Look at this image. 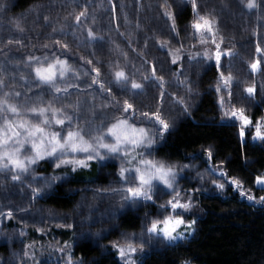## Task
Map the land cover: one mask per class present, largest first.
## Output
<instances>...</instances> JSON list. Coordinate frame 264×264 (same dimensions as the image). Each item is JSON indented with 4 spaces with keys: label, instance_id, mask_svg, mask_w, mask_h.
<instances>
[{
    "label": "trees",
    "instance_id": "trees-1",
    "mask_svg": "<svg viewBox=\"0 0 264 264\" xmlns=\"http://www.w3.org/2000/svg\"><path fill=\"white\" fill-rule=\"evenodd\" d=\"M224 1L197 0L198 10L201 15H215L216 11L215 17L219 24V19L221 21L223 16L217 7ZM228 1L242 12L240 14L234 8L229 10V14L235 15L234 22L247 24L246 21L250 19L248 16L245 19L244 5L247 0ZM4 2L8 7L0 12V79H3L5 86L0 88V96L10 92V102L20 105L31 104L38 97H42L45 103L51 101L58 107L69 104L75 106L78 103L77 111L69 108L68 112L74 116L79 115L81 124L85 119L95 118L97 125L105 115L110 119L113 115L120 114L111 106L115 101L108 95L109 86L112 88V95L121 105L124 99H128L140 112H155L159 108L167 120L163 108L170 106L171 113L168 114L172 119V128L163 139H157L152 156L145 158L165 160L176 164L178 168L190 165L180 172L177 187L181 193L184 190L194 191L198 217L189 239L174 246L158 249L153 247L140 264H264V204L247 199L249 194L255 200L264 196V188L255 184L257 176H264V142L250 141L247 133L245 141H240L239 126L235 122L220 120L214 93L200 94L213 82L219 81L218 70L213 65L202 74H195V71L190 74V70L187 71V57L197 55L192 50L195 43L191 27L195 17L191 1ZM165 11L170 12L174 18L175 31H172L173 21L164 15ZM81 12L85 16L77 22L75 18ZM255 12L252 15L257 20L262 14L257 17ZM45 17L48 18L47 21ZM15 21L19 22L23 32L17 30ZM234 28L232 34L243 37L245 31L238 26ZM249 29L246 28V32ZM89 30L93 31L96 39H89ZM248 38L253 40L251 36ZM57 40L61 42L60 45L55 44ZM159 41H168V45L161 48ZM45 44L48 45L47 48L43 47ZM65 44L68 46L66 51L62 49ZM61 51H65V55L60 58L67 59L72 64L74 73H70L68 80L59 86L64 88L67 84H74L76 87H70L67 92H61L57 96L52 89L38 86L34 82V74L26 64L30 56H51ZM173 58H177L175 64L172 63ZM88 61L92 63L89 64ZM92 68L100 70L97 79L105 84L104 90L100 89L99 83L92 84V79L96 76ZM153 69L157 76L163 77V89L157 81L151 80L145 82L143 91L133 96L121 92L115 84H110L116 71L123 70L130 80L142 82L143 77L150 76ZM249 83L254 85L253 81ZM261 83L260 87L255 86L253 105L247 107L246 115L253 125L257 120L264 119V80ZM172 90L175 99L183 100L182 104L177 103V100L173 102L175 104H169L172 103L169 93ZM162 91L166 93L161 101ZM16 92L21 95L16 97ZM106 104L109 107H103ZM3 116L4 114H0L1 125L4 122ZM136 123L141 127H151L139 120V113ZM209 149L212 153L211 160L208 158ZM55 163L56 161L49 159L39 161L33 166L34 171H30L18 182L11 180L10 173H0V212L5 213L7 210L13 213L11 218L7 214L1 216L4 222L0 229V264H34L33 260L29 263L25 253H29L35 245V249H41L39 254L42 255L38 264H49V260L45 259L55 255L50 251V246L58 242L71 244V257L81 259L86 264H121L116 254L105 247L107 240L101 239V229L105 228V234L109 237L119 231L137 235L141 229L143 214L153 213L155 204L145 208H121V195L116 194V203H113L110 192L85 198L84 193L88 189L108 185L121 187L118 182L121 160L118 158L104 161V167L93 161L89 167L76 172H72L70 167L57 169ZM210 166H219L227 173L229 180L237 178L242 181L246 195L241 197L239 190L231 185H226L221 192L209 186L205 179L202 181L200 175L208 174L206 170ZM33 176L37 177L36 181H32ZM52 176H61L64 180L52 182L51 187L43 188L45 179ZM180 178L187 180L181 183ZM33 188H42L41 194L34 197ZM167 197L169 195L159 194L156 204ZM76 205L78 213L70 217H78L82 230H95L97 225L92 222L96 219L100 220L98 226L101 228L98 229L99 232L90 234L91 238L85 236L74 242L77 231L75 228L72 230L48 226L46 217L49 215L53 218V212L66 214L74 210ZM89 205H95V208L91 212V219H85L90 216ZM37 218L43 221L41 228L33 225L32 219ZM105 218L111 220L112 224L103 226ZM94 242H99V245Z\"/></svg>",
    "mask_w": 264,
    "mask_h": 264
},
{
    "label": "snow or ice",
    "instance_id": "snow-or-ice-1",
    "mask_svg": "<svg viewBox=\"0 0 264 264\" xmlns=\"http://www.w3.org/2000/svg\"><path fill=\"white\" fill-rule=\"evenodd\" d=\"M191 6L195 17L192 23V35L199 37L202 44L207 43L208 38L211 37V42L217 50L215 60L219 71L223 67L222 57L225 55L232 56L234 53L222 51L220 43L216 42L215 37L218 34V29L216 28L215 17L211 14L201 15L197 0H191ZM244 6L249 10L255 9L258 7L257 0H247ZM7 7L8 5L4 0H0V12L5 11ZM164 15L173 21L172 31H175V21L172 14L165 11ZM83 16H85V13L81 12L76 16V21L79 22ZM44 19L47 21L48 18L45 17ZM14 23L18 31H24L18 21ZM88 37L90 40L96 39L91 30L88 32ZM158 43L161 48L168 45V41H159ZM55 44L60 45L61 42L57 40ZM43 47L47 48L48 45L45 44ZM67 48L66 44L62 45L63 50L66 51ZM65 51L53 53L51 56H30L26 64V67H29L31 73L34 74V82L38 86H47L52 89L57 96L61 92H67L70 87H76L74 84H67L64 88L59 86L62 82L68 80L70 73H74L72 64L67 59L60 58L65 55ZM176 51L179 52V49ZM256 53L264 56V49L257 45ZM205 59H211L207 52H205ZM88 63L91 64L92 62L88 61ZM172 63H176V58H173ZM262 63L264 61L259 59L252 62L249 65L251 72L255 74L261 71ZM92 71L96 73V76L92 79V84L99 83L100 89L104 90L105 84L100 83L97 79L100 76V70L92 68ZM151 80L157 81L161 89L164 88V79L162 76L156 75L155 69H153L150 76L145 75L142 82H137L135 79L130 80L125 71L119 70L114 73V79L110 84H115L123 93L135 96L143 91L145 82ZM220 80L224 89L228 90L229 100L227 102L230 104L233 78L231 75L225 76L221 72ZM4 86L3 79H0V88ZM216 90L219 93L223 89L218 86ZM244 91L251 98L254 97L256 88L253 85L245 88ZM107 92L109 97L115 101L111 106L120 114L118 116L113 115L110 119L105 115L98 125L95 123V118L92 120L85 119L81 124L79 115L74 116L68 112L69 108H72L74 112L77 111L79 109L78 103L75 106L69 104L58 107L51 101L45 103L42 97H38L31 104L20 105L10 102L12 93H3L0 96V114H4L3 125H0V173H10L11 180L18 182L22 181V178L30 171H34V165L45 159L56 161L55 168L57 169L70 167L72 172L89 167L93 161L104 167V161L120 159L118 182L121 187L107 189L105 193L120 194L121 208L139 207L142 202L144 204H155L161 193L170 196L167 201L158 205L156 217L146 227V239L145 232L141 233L139 243H137L135 235L121 234L122 242L114 241L111 244V247L117 251L122 264H137L135 256L138 252L143 253L146 245L154 247L156 243H163L166 246H174L193 234L195 220L186 223L183 215L192 210L193 197L189 195L184 200L181 190L177 187L180 172L189 168L190 165L186 164L182 168H178L176 164L165 160L145 158L152 156V149L157 143V139L164 138L165 134L172 128V123L162 116L159 108L155 112H140L128 99H124L121 105L120 101L112 95L110 86L107 88ZM20 95L19 92L15 93L16 97ZM163 97L164 92L162 91L161 101ZM177 103L182 104L183 100H177ZM218 103L223 113L222 122L225 119L239 122V136L243 142L247 130L253 126V122L245 114V108L232 107L231 110L225 109L223 96L220 97ZM103 107L107 108L109 105L106 104ZM184 111L186 112L187 108ZM137 113H139V120L151 125V127L138 126L136 123ZM93 116L95 117V114ZM254 128L253 140L264 142V119L257 120ZM207 152L208 158L211 160V150L209 149ZM206 171L209 175L224 180V182H217L216 179L212 181L216 190L223 192L227 183L239 190L241 197L246 195L242 181L237 178L227 179V173L220 167L210 166ZM36 179L37 177H32V181H36ZM200 179L203 181L204 176L200 175ZM61 180H64V177L52 176L45 179L42 187L49 188L52 186V182ZM256 184L264 188V176H257ZM161 185L162 188L159 187ZM41 191L42 188H33V196H39ZM247 199L250 202L264 204V196H261L259 200H255L249 194ZM94 208L95 205H89L90 216L85 219H91V212ZM2 215L3 213L0 212V216ZM7 215L11 218L13 213L9 211ZM62 226L73 227L72 224ZM68 264H72V261L69 260Z\"/></svg>",
    "mask_w": 264,
    "mask_h": 264
},
{
    "label": "rangeland",
    "instance_id": "rangeland-1",
    "mask_svg": "<svg viewBox=\"0 0 264 264\" xmlns=\"http://www.w3.org/2000/svg\"><path fill=\"white\" fill-rule=\"evenodd\" d=\"M114 1V0H111ZM184 1H191V0H184ZM227 3V4H226ZM226 4V5H225ZM229 2L228 0H225L224 3L222 2L221 4L219 3V6L217 7L220 11V13L222 14V20L220 21L219 16V24L218 21L216 19V11L214 12L215 15H212L215 17L216 19V28L218 29V34L215 37V40L217 43H220L221 46V50L225 51V52H232L234 53V55L232 56H223L221 63L223 65V67L218 71V77H219V81L218 82H213L212 85H210L209 87H207L204 91L200 92L201 95H203L204 93H209V92H213L214 96H215V102L217 105V111L218 114L220 116V120L221 117L223 115L220 104L218 103L219 99L221 96L224 97L225 99V109L227 110H231L232 107H236V108H240L243 107L245 108L247 113V107H250L253 105V101H254V97L249 98L247 96V93L244 91L245 88L251 86L249 82L253 81L254 86L256 87H260L261 86V82L262 80H264V63L261 64V71H259L258 73L253 74L251 72V69L249 68V65L254 62L255 60L259 59L261 61H264V56H260L256 53V47L257 45H259L262 49H264V0H257V4L258 7L252 10H249L246 8V13H245V19H247V16L250 17V19H248L246 21L247 24H245L244 22L242 23L241 21L238 22H234V14H229V10L232 11L233 8L237 9L238 12L241 14L242 12L236 8V6ZM253 11H256L255 14L258 15L262 14L261 17L259 19H254L253 18ZM244 15V13H243ZM224 23V24H223ZM225 23L227 25H225ZM243 24V25H242ZM229 25V26H228ZM242 25V27H241ZM238 26L241 30L245 31V34L243 35H239L236 36L237 34L233 35L232 34V30L235 29L234 27ZM250 28L247 32H246V28ZM253 28V29H251ZM238 29V30H240ZM243 31V32H244ZM193 33V29L191 27V35ZM250 34V35H249ZM253 38V40L249 39L248 37ZM193 39H194V43L195 45L192 47L193 52L197 55H192L190 57H187L185 64L187 65V71L190 70V74L195 71V74H202L203 72H205L211 65H213L216 69H217V65H216V60H215V53H216V47L215 45L211 42V37L208 38V42L207 43H200V39L199 37H194L192 35ZM221 40L223 41L221 43ZM250 42V44H248ZM188 52H191L190 50H188ZM205 52L208 53L209 56H211V59H205ZM187 55H185L186 57ZM177 59V58H176ZM244 62V64H243ZM218 70V69H217ZM221 72H223V74L225 76L231 75L233 80H232V84H231V92H232V96H231V103L229 104L227 101L229 100V95H228V90L224 89V86L220 80V75ZM189 74V73H188ZM187 77V76H186ZM255 82V83H254ZM220 86L223 90L221 92H217V87ZM166 92H164L165 94ZM170 93V96L172 98H170L172 100V103L170 102L169 104H175L173 102H175V93L172 90ZM170 106H165L163 108V113L165 115V117H167L168 121H171V117L169 116L168 113H171L169 110ZM150 109V108H149ZM154 110H151L150 112H153ZM229 122L230 120L225 119L224 122ZM230 122H235L238 126H239V122L238 121H230ZM1 125V124H0ZM255 128L254 125L252 127H250L247 130V134H248V139L252 142H258L261 143V141L253 140V134H254ZM240 137V136H239ZM241 141V139H240ZM245 141V139H244ZM213 167H219V166H213ZM205 176L204 179L205 181L209 182V186L214 187L212 181L214 179L217 180V182H224V180L222 179H218L215 176L206 174L203 175ZM187 179L186 178H180V182L184 183ZM256 184V182H255ZM226 185H230L227 184ZM257 185V184H256ZM258 186V185H257ZM115 185H108L104 188H94V189H88L85 190L87 192L84 193L85 198L90 199L91 197H95V195H106L105 190L110 189V188H115ZM259 187V186H258ZM117 188V187H116ZM198 189V187H197ZM194 191H189V190H184L182 191L181 195L182 198L184 200L187 199V196L191 195L193 197L192 203H193V208L190 212L184 213V218L186 223H189L193 220L196 221L197 219V215H196V211H197V202L195 200V197L193 195ZM111 193V192H110ZM109 194V192L107 193ZM117 193H111V199L113 201V203H116V196ZM253 196V195H252ZM170 198L167 197L166 200H164L161 203H164L165 201H167ZM84 202V201H83ZM87 202V201H86ZM152 203H148V204H144L143 202L141 203L140 207L145 208L147 206H151ZM158 204L159 203H155V207L156 209L153 211V213H144L143 214V219H142V225H141V229L140 232L135 235L137 237V243H139V238L142 232H145V239L147 238L146 236V227L147 225L151 222V220L153 218L156 217L157 211H158ZM75 211L72 210L66 214L64 213H54V217L51 218L49 215L46 217L47 218V224L48 226H54L58 228H67L66 226H62V225H67V224H72L73 227L71 228L72 230L75 228L77 231H75V239L74 242L79 241L81 238L85 237V236H89V238H91L92 235L90 234H94V232H99L98 229H100L101 227L98 226V223L100 222L99 219H96L92 222V224H94L95 230L93 228L87 229L86 230H82V225H80V223H78V217H70L71 215H74L76 213H78L77 211L78 206L76 205V207H74ZM86 211V210H85ZM8 213V211L6 210L5 213H3L2 216H7L6 214ZM86 213V212H85ZM106 217V216H103ZM94 218V217H93ZM105 223L103 224V226H109L111 223V220L106 219L105 218ZM4 222V221H3ZM3 222L0 216V229L3 226ZM33 225H39L41 228V225L43 223L42 219H32ZM31 224V223H30ZM43 226V225H42ZM33 228V226H31ZM194 227V225H193ZM94 230V231H92ZM184 230V229H182ZM112 231V229H111ZM116 232V231H115ZM100 233L102 234L101 239L106 238V245L105 247H109L111 249L112 252H114L116 254V258L117 260L122 264V261L119 259L118 253L115 249H113L111 247L112 242L117 241V242H122V235L121 234H125L127 236H133L130 233H125L122 231L116 232L114 235H111V237H109V235H106V229L103 228L101 229ZM193 235V234H192ZM191 235V236H192ZM116 236V237H115ZM191 236H188L187 239H189ZM115 238V240L112 241V239ZM84 239V238H83ZM186 239V240H187ZM185 241V240H183ZM180 241V242H183ZM95 243V242H94ZM77 244V243H76ZM97 245H99V242L95 243ZM36 246V245H35ZM35 246L32 247L31 251L28 253H25V257H28V261L30 263V260H33L35 263L34 264H38V262H40V260H42V255H40L39 253H41V249L37 248L35 249ZM166 245L163 243H156L154 246V249H158L159 247H165ZM101 247V246H99ZM104 247V246H102ZM42 248V247H41ZM153 247H149V246H145V251L143 253H137V255L135 256V260L137 262V264L141 263L142 258L149 252L151 251ZM62 249V250H61ZM71 244H67V243H56L50 246V251L52 253H54L55 255H50V257H47L45 260H49L47 261L49 264H68V261L71 260L72 264H86V262L82 261L81 259L78 258H72L71 257ZM28 253V254H27ZM26 264V263H25ZM32 264V263H30Z\"/></svg>",
    "mask_w": 264,
    "mask_h": 264
}]
</instances>
